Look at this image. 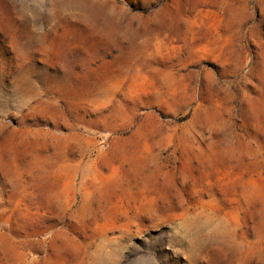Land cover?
Returning a JSON list of instances; mask_svg holds the SVG:
<instances>
[{
  "label": "rangeland",
  "instance_id": "obj_1",
  "mask_svg": "<svg viewBox=\"0 0 264 264\" xmlns=\"http://www.w3.org/2000/svg\"><path fill=\"white\" fill-rule=\"evenodd\" d=\"M0 264H264V0H0Z\"/></svg>",
  "mask_w": 264,
  "mask_h": 264
}]
</instances>
